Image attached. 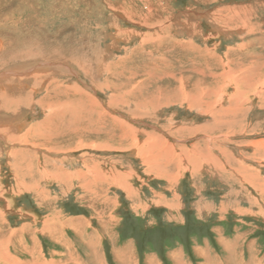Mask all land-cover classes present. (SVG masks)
I'll list each match as a JSON object with an SVG mask.
<instances>
[{
    "label": "rangeland",
    "instance_id": "obj_1",
    "mask_svg": "<svg viewBox=\"0 0 264 264\" xmlns=\"http://www.w3.org/2000/svg\"><path fill=\"white\" fill-rule=\"evenodd\" d=\"M24 262L264 264V0H0V264Z\"/></svg>",
    "mask_w": 264,
    "mask_h": 264
},
{
    "label": "bare ground",
    "instance_id": "obj_2",
    "mask_svg": "<svg viewBox=\"0 0 264 264\" xmlns=\"http://www.w3.org/2000/svg\"><path fill=\"white\" fill-rule=\"evenodd\" d=\"M148 5V3H145V6H147ZM221 17V16H220ZM175 23V22H174ZM199 24V23H198ZM168 26H170V25H168ZM171 27V26H170ZM156 34V33H155ZM169 39H171V38H169ZM169 39H168V41H169ZM171 42V41H170ZM215 62V61H214ZM182 77V76H181ZM213 77H214V80L215 81H217V75H213ZM242 78V77H241ZM244 79H245V77H244ZM244 79H242V81L244 82ZM235 82V81H234ZM238 82V81H237ZM238 83H240V81L238 82ZM198 84V83H197ZM255 84V83H254ZM240 85V84H239ZM243 88V87H242ZM200 91V90H199ZM217 94V93H216ZM218 95V94H217ZM222 96V95H221ZM200 97H202V95L200 96ZM209 97V96H208ZM217 98V97H216ZM219 98V97H218ZM200 99V98H199ZM201 100V99H200ZM232 110H233V108L231 107L230 109H229V112L231 111L232 112ZM234 111V110H233ZM224 112V111H223ZM222 112V113H223ZM227 111H225L224 113H226ZM74 115H75V113H74ZM72 116V115H71ZM69 119V118H68ZM27 140V139H26ZM29 140V139H28ZM27 142V141H26ZM51 230V229H50ZM25 264H26V262H24Z\"/></svg>",
    "mask_w": 264,
    "mask_h": 264
}]
</instances>
